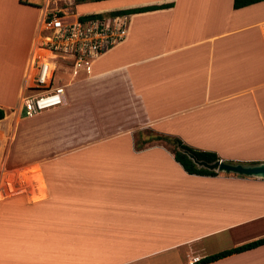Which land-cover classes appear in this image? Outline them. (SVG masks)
<instances>
[{"label":"crops","instance_id":"1","mask_svg":"<svg viewBox=\"0 0 264 264\" xmlns=\"http://www.w3.org/2000/svg\"><path fill=\"white\" fill-rule=\"evenodd\" d=\"M43 3L0 0V264H200L264 238V178L188 174L133 136L150 127L224 162H264V1L101 0L74 13L172 4L128 14L125 40L93 60L94 88L74 98L94 111L66 108L70 81L66 104L40 113L95 118L98 136L11 167L3 125L22 114ZM204 264H264V244Z\"/></svg>","mask_w":264,"mask_h":264},{"label":"built area","instance_id":"2","mask_svg":"<svg viewBox=\"0 0 264 264\" xmlns=\"http://www.w3.org/2000/svg\"><path fill=\"white\" fill-rule=\"evenodd\" d=\"M62 2L43 3L35 53L20 98L25 118L64 106L68 82L82 71L89 74L93 60L123 42L128 33V14H74L69 18L71 13Z\"/></svg>","mask_w":264,"mask_h":264},{"label":"rangeland","instance_id":"3","mask_svg":"<svg viewBox=\"0 0 264 264\" xmlns=\"http://www.w3.org/2000/svg\"><path fill=\"white\" fill-rule=\"evenodd\" d=\"M68 1V2H67ZM66 6L72 9L69 18H73L74 13L78 11L86 12L95 8L94 1H78L80 4L78 8L71 5L72 2L77 0H67ZM94 5V6H93ZM99 5V7L105 6ZM106 12L105 14H107ZM86 74L75 80H72V85L69 89L68 100L66 108H75L77 111H94L93 98L91 96H82L81 98H74L77 91H88L94 88L92 79ZM78 77V76H77ZM82 104V105H81ZM81 105V106H80ZM48 114H40L34 118L26 119L23 114L19 117L13 112L10 113V119L5 120L7 126L5 130L6 149L4 150L7 155V162L11 167H22L29 164L42 163L45 159L54 156L57 153L74 151L80 146V142L84 137L87 140L98 136L100 127L96 125L95 118H91L88 122H84L85 118H79L78 114L64 117L62 110L57 112H47ZM87 125V127L85 126ZM86 127V128H85ZM102 128V126H101ZM104 129V128H103ZM113 131V130H111ZM116 131H119L118 129ZM115 132V130H114ZM112 132H109V135ZM153 136L157 134L152 128L144 127L136 130L133 134L135 141L140 145L148 135ZM81 138V141H80ZM161 144L163 147L172 152L173 146L171 143L164 140H152L148 145Z\"/></svg>","mask_w":264,"mask_h":264},{"label":"trees","instance_id":"4","mask_svg":"<svg viewBox=\"0 0 264 264\" xmlns=\"http://www.w3.org/2000/svg\"><path fill=\"white\" fill-rule=\"evenodd\" d=\"M80 1H87V0H80ZM89 1H101V0H89ZM260 1L264 0H233V7L235 9L242 8ZM172 6V4H162V5H152V6H145V7H139L134 9H126V10H119V11H113L110 12V14H130V13H136V12H144V11H151L161 8H167ZM90 16H100V14H87ZM5 116V112L2 108H0V120H2ZM152 140H164L166 142L171 143L173 146V157L176 162H178L183 170L187 172L188 174H194V175H205V176H215L218 173L216 171H211L202 167H198L193 160L189 157V154H192L196 159L203 160L208 163L215 162L216 160H219L218 155L213 151H207V150H200L197 148H194L192 146H189L182 142L181 139L177 137L167 136V135H160L155 134L154 136L152 134L148 135V138L144 139L143 142L139 143L136 141L135 145L136 148H142L145 143L151 142ZM256 164V163H251ZM264 244V238L249 242L245 245H242L237 248L228 249L224 251H220L218 253H215L213 255H210L208 257H205L200 260V264L208 263L214 260H217L219 258H222L224 256L230 255L234 252H240L252 247H255L257 245Z\"/></svg>","mask_w":264,"mask_h":264},{"label":"water","instance_id":"5","mask_svg":"<svg viewBox=\"0 0 264 264\" xmlns=\"http://www.w3.org/2000/svg\"><path fill=\"white\" fill-rule=\"evenodd\" d=\"M189 157L198 167H202L211 171L235 173L239 175L264 178V162L243 165L216 160L215 162L208 163L206 161L196 159V157H194L192 154H189Z\"/></svg>","mask_w":264,"mask_h":264}]
</instances>
